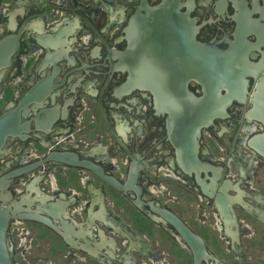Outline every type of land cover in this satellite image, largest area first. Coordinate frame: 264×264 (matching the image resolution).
<instances>
[{"label": "flooded vegetation", "instance_id": "af4514ba", "mask_svg": "<svg viewBox=\"0 0 264 264\" xmlns=\"http://www.w3.org/2000/svg\"><path fill=\"white\" fill-rule=\"evenodd\" d=\"M130 16L131 67L140 84L142 69L154 81L151 89L118 96L130 68L122 51ZM64 22L73 41L64 45L70 50L57 76L67 74L46 105L56 118L49 127L32 125L24 139L8 140L0 155V203L5 199L16 213L37 209L55 226L10 217L13 263L193 264L187 242L162 222L157 207L201 237L210 254L201 264H264V155L254 146L260 136L264 146V0H0V38L18 37V54L2 68L0 113L50 71L42 65L46 41L38 36ZM80 41L85 50L77 53ZM206 43L215 44L228 68L238 67L240 51L246 84L244 97H232L199 130L197 156L206 169L198 181L181 167L168 135L173 119L183 130L191 126L186 112L203 104ZM233 86L238 94L240 83ZM57 154L90 161L122 188ZM218 194L237 196L251 210L234 201L224 215Z\"/></svg>", "mask_w": 264, "mask_h": 264}, {"label": "water", "instance_id": "95a60500", "mask_svg": "<svg viewBox=\"0 0 264 264\" xmlns=\"http://www.w3.org/2000/svg\"><path fill=\"white\" fill-rule=\"evenodd\" d=\"M133 18V16H130L124 27L128 41L126 47L122 51L128 60L127 63H123V65H129L130 68L128 69L129 72L126 80L116 91L118 96L126 95L137 87L146 90L151 89L150 84L154 81L150 76V71L142 69L141 78L143 83L140 84V74L136 73L131 67L132 62L129 57H131L134 51ZM69 27V25L66 26L65 22L64 24H57L54 25L50 32H47L45 36H38L39 38L43 37L42 39L46 41L42 42L43 47L46 49V55L43 58L42 65L49 68L50 71L46 74L43 72L44 74L42 73L40 78H38L35 82L30 83L25 91L20 95L17 96L14 92L13 94L17 98V103L0 113V155L5 151V146L8 140L14 139L15 137L24 139L28 136L27 133L32 130V125L35 129H39L44 125L49 127L55 120V108L53 106L48 107L46 105L50 102L53 103L56 96L59 95L60 90H55L58 86L57 81L63 82V77H66L67 74V72L62 71L63 79L58 78L57 76V74L60 73L61 66L64 65V63H62L63 54L67 50H70L68 46L65 48L64 45L66 42L71 43V41H73L71 38H68ZM82 37L88 38V36L85 37L84 35H82ZM83 49L85 50L82 42L81 44L73 46V51L77 53H82L84 51ZM204 49L205 72L203 74L204 78L202 79L204 95L201 96V99H204L203 104H201L198 111H192L191 113L190 111L186 112V114H195L196 116L193 117H197L196 119H191L192 115L188 114L191 126H187L183 130L181 127L174 128L175 119H173V122H171L173 134H171V132L168 135V138L174 145L177 160L179 161L181 167L187 173H191L193 171L198 181H203L200 177V171L202 169H206V164L197 156V137L199 135V130L203 125H207L211 122L214 114L223 113L226 109L228 101L232 97L236 95L244 97L246 84V80L243 78L246 72L240 68V65L244 66V63H240L239 61L241 60L239 54L240 51L237 52V66L239 68H228V64L224 61L225 59L217 56V48L214 43H206ZM17 54V33L11 32L0 38V79L3 75L2 68L9 66ZM238 75H240V77H238ZM238 82L240 83V87L235 86V88L238 87L236 89L238 92L237 94L233 92V90H235L233 85ZM222 88L226 90L225 93H221ZM155 91L158 99L161 102H164L166 98L165 89L158 86L155 88ZM215 98H217V101L212 103V99ZM258 112L262 113L260 106L258 107ZM170 130L171 129H169V131ZM262 139L263 137L260 136L254 146L260 154L264 155ZM49 158H55V156H49ZM56 158L64 162H74L85 165L116 187L122 188V185L119 184L113 176L107 175L103 172L101 167L91 163L90 161H78L76 155L74 154H57ZM28 167H30V165L24 168L22 167L20 169H16L12 171L10 175L19 174ZM136 173L137 171L133 170L132 175L135 176ZM234 201L240 202L244 208L251 210L248 202L238 199L237 196H229L228 198L222 194H218L216 196L217 206L224 215L228 213L229 210L232 211L231 203ZM4 202L5 199H2V202L0 203V264H14L11 255L12 248L7 242V227L10 217L16 215L19 217H28L32 220L42 222L51 228H55V226L49 216L41 214L37 209L31 210L28 214L16 213V211L12 210L10 206H5ZM18 208L19 207H17V209ZM153 209L162 216L161 218L163 219L162 222L164 224H169L173 227L187 242L193 254V264H201L202 259H206L210 256L201 237L192 231L177 215L166 208L154 207ZM47 212L50 215H53V211L47 210Z\"/></svg>", "mask_w": 264, "mask_h": 264}, {"label": "rangeland", "instance_id": "374dc122", "mask_svg": "<svg viewBox=\"0 0 264 264\" xmlns=\"http://www.w3.org/2000/svg\"><path fill=\"white\" fill-rule=\"evenodd\" d=\"M262 252L261 251H256V254L259 255V256H263V254H261Z\"/></svg>", "mask_w": 264, "mask_h": 264}]
</instances>
